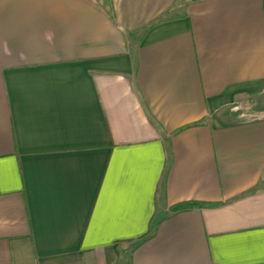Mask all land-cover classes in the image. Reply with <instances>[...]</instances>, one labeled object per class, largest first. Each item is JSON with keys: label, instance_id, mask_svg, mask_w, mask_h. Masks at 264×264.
Listing matches in <instances>:
<instances>
[{"label": "crops", "instance_id": "crops-1", "mask_svg": "<svg viewBox=\"0 0 264 264\" xmlns=\"http://www.w3.org/2000/svg\"><path fill=\"white\" fill-rule=\"evenodd\" d=\"M0 264H264V0H0Z\"/></svg>", "mask_w": 264, "mask_h": 264}]
</instances>
